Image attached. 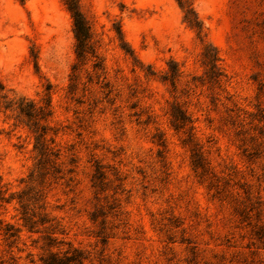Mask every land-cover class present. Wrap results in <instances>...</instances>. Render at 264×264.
I'll return each mask as SVG.
<instances>
[{"label": "rangeland", "instance_id": "374dc122", "mask_svg": "<svg viewBox=\"0 0 264 264\" xmlns=\"http://www.w3.org/2000/svg\"><path fill=\"white\" fill-rule=\"evenodd\" d=\"M79 5L0 0V264H264V0Z\"/></svg>", "mask_w": 264, "mask_h": 264}, {"label": "trees", "instance_id": "16d2710c", "mask_svg": "<svg viewBox=\"0 0 264 264\" xmlns=\"http://www.w3.org/2000/svg\"><path fill=\"white\" fill-rule=\"evenodd\" d=\"M64 1L72 17L74 37L76 40L75 52L77 57L79 58V60H81L85 59L86 56L90 54L95 56L94 45L91 41L92 34L90 31V26L80 9L79 0ZM178 2L181 7L184 6L182 1ZM185 20L193 28H195L198 33L201 32L200 21L194 15L193 10L191 7H189V5L186 6ZM204 57L205 63L209 65V71L212 73L216 70V63L218 61L217 50L214 47L206 48ZM173 75L175 76V73H173ZM19 109L21 114L26 115L29 120H32V128L34 129V132L37 133L36 147L39 149L40 154L43 157H46L53 151L49 145L48 139H46L45 137L48 131V127L45 124H41L40 120H46V118L50 116L51 111L49 108V103H46L44 107L41 106L37 109L34 103L28 102L26 106H22L21 104L19 106ZM173 117V122L176 128L184 127L189 121L187 114L183 111H180L178 115H173ZM1 191L2 186L0 185V194ZM12 235L14 234H10V236ZM84 258L85 256L83 252L78 249L67 250L62 255L51 252L46 258L43 259V264H86L84 262Z\"/></svg>", "mask_w": 264, "mask_h": 264}]
</instances>
